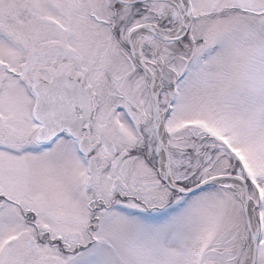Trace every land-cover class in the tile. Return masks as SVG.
I'll use <instances>...</instances> for the list:
<instances>
[{
    "label": "snow or ice",
    "instance_id": "1",
    "mask_svg": "<svg viewBox=\"0 0 264 264\" xmlns=\"http://www.w3.org/2000/svg\"><path fill=\"white\" fill-rule=\"evenodd\" d=\"M0 264H264V0H0Z\"/></svg>",
    "mask_w": 264,
    "mask_h": 264
}]
</instances>
